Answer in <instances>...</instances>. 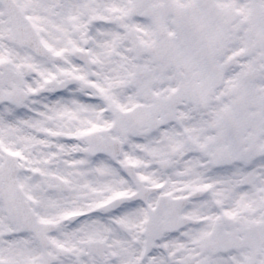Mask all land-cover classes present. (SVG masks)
I'll list each match as a JSON object with an SVG mask.
<instances>
[{
  "label": "snow or ice",
  "instance_id": "snow-or-ice-1",
  "mask_svg": "<svg viewBox=\"0 0 264 264\" xmlns=\"http://www.w3.org/2000/svg\"><path fill=\"white\" fill-rule=\"evenodd\" d=\"M0 264H264V0H0Z\"/></svg>",
  "mask_w": 264,
  "mask_h": 264
}]
</instances>
